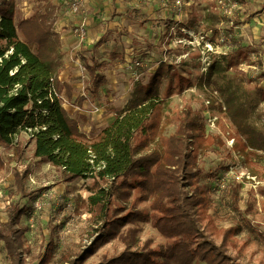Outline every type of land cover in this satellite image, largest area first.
I'll return each instance as SVG.
<instances>
[{"label": "rangeland", "instance_id": "1", "mask_svg": "<svg viewBox=\"0 0 264 264\" xmlns=\"http://www.w3.org/2000/svg\"><path fill=\"white\" fill-rule=\"evenodd\" d=\"M64 1L69 0H14L15 22L40 11L45 2L58 7L59 14L65 12V7L68 12ZM169 1L118 0L123 6L121 13L108 15L104 21L107 26L101 23L105 33H98L93 43H80L75 32L70 41H60L63 65L57 77L71 86V101L68 102L63 87L56 93L52 90L56 111L53 115L43 112L46 118L37 131L52 129L51 140L56 144L52 157L57 156V149L64 143L75 142L86 148L84 175L69 180V170L53 165L47 154L35 156L36 139L22 130L14 137V143L21 144L19 158L13 157L11 147L0 145V224L7 221L13 206L25 209L17 226L25 231L17 264H37L50 241L54 252L49 264L72 259L95 236L104 235L101 207L113 180L102 174L105 165L92 150L102 144L107 128L115 121L121 124L124 142L143 144L145 153L161 150L160 139L176 131L185 107L200 113L206 127L207 118L215 122L209 132L224 143L198 156L200 175L196 183L210 200L208 215L217 228L237 229L229 246L237 262L264 264V154L243 157L231 148L228 142L235 137V131L225 113L218 110L219 93L214 86L200 87L206 73L203 60L207 59L208 65L220 62L225 78L239 86L242 99L254 107L251 124L264 131V100L255 91L264 90V0H184L181 4ZM113 5L116 6L114 2ZM99 40L101 45L95 47ZM238 50L242 52L237 53ZM113 52L121 54L123 61L112 59ZM130 52L139 57V67L127 60ZM222 57L224 61L220 60ZM93 62L102 64L100 72L107 80L97 95L90 93L85 68V64L91 66ZM169 65L176 72L164 71L159 95L136 110H128L136 88L147 84L157 67ZM178 74L185 80L181 91L175 89ZM169 81L174 83L170 89ZM221 81L218 78V84ZM77 97L85 99L80 106L74 104ZM207 101L214 102L213 108ZM59 108L76 121L82 137H66L57 116ZM26 167L29 175L24 197L16 192L13 174ZM140 228L137 247L147 242L157 247L166 242L151 224L142 223ZM123 249L124 244L116 237L102 244L83 264H94L102 255H117ZM0 264H16L1 241Z\"/></svg>", "mask_w": 264, "mask_h": 264}, {"label": "trees", "instance_id": "2", "mask_svg": "<svg viewBox=\"0 0 264 264\" xmlns=\"http://www.w3.org/2000/svg\"><path fill=\"white\" fill-rule=\"evenodd\" d=\"M54 23L55 6L50 2L16 23L14 0H0V145L11 147L14 158H19L22 151L21 144L14 143L15 135L20 130L37 129L44 124L43 112L55 113L52 90L56 93L63 87L68 102L71 101V86L61 83L57 77L63 63L60 36L53 29ZM100 45L99 40L95 47ZM110 56L123 61V56L116 52ZM171 67H157L147 84L136 88L128 102V110H136L157 97L164 71L173 69L176 72ZM85 68L90 93L97 95L107 82L100 72L102 64L93 62L91 66L85 64ZM175 77V89L181 91L185 80L179 74ZM202 78L200 87H215L222 101L218 110L225 113L234 128L231 148L243 157L264 154V131L256 129L250 122L254 107L242 99L239 86L225 78L220 62L210 64ZM218 78L222 84H218ZM173 84L169 81L168 89ZM255 91L263 101L264 90L255 88ZM84 100L77 97L74 104L80 106ZM208 104L213 108V101ZM57 114L67 138L82 137L76 121L69 118L63 108H59ZM52 135L51 128L34 132L35 156L47 154L53 165L69 170V180L84 175L82 167L87 149L75 142L64 143L57 149V156L52 157L56 145L51 140ZM160 144L161 150L145 153L143 144L124 142L119 121L107 128L102 144L92 150L105 165L102 174L113 180L101 207L104 235L95 236L91 244L72 259L63 258L55 264H83L102 244L116 237L124 244V249L117 255H102L94 264H193L195 261L240 264L229 252L237 229L215 226L208 215L210 200L196 183L200 175L198 156L211 152L215 146H223L222 139L207 131L200 113L185 107L176 131L162 137ZM0 167H3L1 157ZM28 175L27 167L22 171L15 170L13 174L16 192L24 197L27 196L25 180ZM137 205L147 207L137 209ZM24 212V208L13 206L7 221L0 224V241L16 264L25 232L17 226ZM142 223L151 224L166 242L157 247H151L149 242L137 247ZM53 252L50 241L37 264L51 263Z\"/></svg>", "mask_w": 264, "mask_h": 264}, {"label": "crops", "instance_id": "3", "mask_svg": "<svg viewBox=\"0 0 264 264\" xmlns=\"http://www.w3.org/2000/svg\"><path fill=\"white\" fill-rule=\"evenodd\" d=\"M113 2L116 6L113 5ZM162 2L167 4L168 1L162 0ZM118 3V0H84L83 6L75 15L67 12L66 7L65 12L59 14L58 7L54 5L57 18L53 29L60 36V41L68 42L72 38L74 30L82 26L86 33L84 43L91 44L95 41V36L98 33H100V36L105 33L101 23H105L104 25L107 26L104 21L107 20L108 15L112 12L121 13V7L123 6Z\"/></svg>", "mask_w": 264, "mask_h": 264}, {"label": "built area", "instance_id": "4", "mask_svg": "<svg viewBox=\"0 0 264 264\" xmlns=\"http://www.w3.org/2000/svg\"><path fill=\"white\" fill-rule=\"evenodd\" d=\"M135 1H136V0H135ZM64 2L66 3V5H67V7H68V12H69L70 14H75V13H77V12L81 9V7L83 6V4H84V0H69V1H64ZM175 3H176V4H181V3H184V0H175ZM74 32L76 33V35H77V37H78V41H79L80 43H82V42L85 41V32H84L82 26L79 27V28H77L76 30H74ZM129 54H130V55L128 56L127 60H129L130 62H132V63L134 64V66L139 67L140 64H141V62H140V60L138 59V57L136 58V57L134 56V54L131 53V52H130ZM206 61H207V59H206V60H205V59L203 60V64H204V66H206V67L204 68V71H205V72H206V70H207V67L209 66L208 64H206ZM135 76H136V78L138 79L139 75L136 74ZM207 102H208V101H207ZM209 119H210V118H207V120H208V122H207V131H208V132H209V131H212V130H209V128L212 129V127L214 126V123H215V122H212V121L209 120ZM36 131H37L36 128H34V129H26V130L23 131V133H24L25 135L29 136L30 138H32L34 132H36ZM209 133H210V132H209ZM228 144L232 147V144H233V139H232V138H230ZM0 197H1V195H0Z\"/></svg>", "mask_w": 264, "mask_h": 264}]
</instances>
